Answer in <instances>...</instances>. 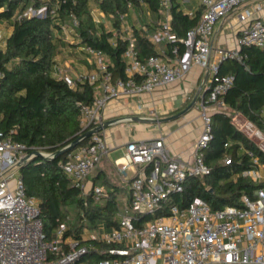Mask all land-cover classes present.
Wrapping results in <instances>:
<instances>
[{"label": "built area", "instance_id": "1", "mask_svg": "<svg viewBox=\"0 0 264 264\" xmlns=\"http://www.w3.org/2000/svg\"><path fill=\"white\" fill-rule=\"evenodd\" d=\"M159 1L161 20L157 30L149 34L157 56L141 60L133 30L126 29L125 34H120L121 39L128 41L123 54L126 78H115L107 55L89 46H80L79 51L92 70L72 71L56 61L53 76L73 89L83 84L94 87L93 103L80 104L82 135L105 122L104 110L112 99L152 94L157 88L184 79L196 66L208 70L211 75L208 93L201 95L196 103L203 128L193 146L191 158L185 160L172 155L165 137L128 142L125 154L114 161L122 177L133 172L129 180L130 199L120 206L117 227L107 230L100 224L96 230L85 229L78 239L65 236L68 230L66 221L59 225L51 239H47L39 203L27 197L20 175L25 158L33 151L41 150L16 142L0 131V264H82L81 260L91 250L93 241L113 246L107 250L108 258L101 259L98 264H264V165L242 173L243 177L263 186L251 196L243 195L240 207L212 210L201 198L181 207L171 200L174 195H181L189 178L211 173L204 160L205 149L213 138L210 110L212 107L219 110L229 108L223 97L235 81L232 74H219V67L227 60L244 64L247 59L244 48L264 50V19L256 16L264 9V0H199L203 13L197 26L182 40V54L176 44L179 38L172 27L174 0ZM246 1L250 4L245 5ZM57 10L58 7H54L50 14L55 17ZM130 11L135 12L134 7H130ZM47 12L46 8L31 9L28 14L44 17ZM233 12L243 24L237 37V48H214L212 37L216 24ZM91 13L96 26L106 22L113 25V16L105 15L96 3L94 8L91 7ZM187 15L194 18L193 11ZM146 16L151 19L148 10ZM73 18L62 25V33H56V36L67 41L72 35V44L79 47L76 30L79 22ZM120 19L123 29L127 17L121 15ZM141 30L148 32L145 25ZM168 45L172 47V55ZM166 57L169 58L166 60ZM137 109L141 114L148 109L150 117L155 114L153 107L145 103H139ZM246 123L263 136L264 142V133L248 120ZM238 128L264 151L244 128ZM108 153L106 133L101 130L85 144L67 153L59 167L73 186L84 193L92 191L99 200L105 196L104 188L93 186L89 190L87 179ZM254 163L258 164L257 159Z\"/></svg>", "mask_w": 264, "mask_h": 264}, {"label": "trees", "instance_id": "2", "mask_svg": "<svg viewBox=\"0 0 264 264\" xmlns=\"http://www.w3.org/2000/svg\"><path fill=\"white\" fill-rule=\"evenodd\" d=\"M93 1L105 15L113 16L114 30L94 24L91 0H0V25L12 28L11 34L4 39L5 47L0 49V131L14 141L56 153L81 135L80 104L93 103L94 87L83 84L73 89L53 76L56 57L67 46L56 33L61 34L62 25L71 22L73 17L79 22L76 29L79 46L104 52L115 78H126L123 54L128 41L120 37L123 24L120 16L128 17L130 7H134L140 22L146 10L151 14V23L147 16L144 23L141 22L148 32L134 30L139 58L147 60L158 55L149 34L157 30L161 18L159 0ZM54 7H58L55 17L50 14ZM44 8L48 11L44 17L28 14L31 9ZM202 13L203 8L190 18L179 3L173 1L172 27L179 38L176 44L180 54L184 51L182 40L197 26ZM167 47L172 55V47ZM243 52L247 54L244 64L234 60L220 64L219 74L235 76L232 88L223 97L232 114L225 110L212 113L213 138L204 157L211 173L186 181L181 195L171 199L181 207L188 206L195 198L203 199L212 210L240 207L243 195L251 196L263 186L242 176L244 171L264 165V151L233 123V114H241L264 133V50L248 47ZM66 157L67 154L54 160L35 157L20 168L27 197L39 203L47 239L68 220L70 226L65 236L78 239L85 229L96 230L100 224L107 230L117 227L118 192L106 187L105 196L97 200L92 191L84 193L73 186L59 167V162ZM112 247L93 241L81 263L98 264L101 259L108 258L107 250Z\"/></svg>", "mask_w": 264, "mask_h": 264}, {"label": "crops", "instance_id": "3", "mask_svg": "<svg viewBox=\"0 0 264 264\" xmlns=\"http://www.w3.org/2000/svg\"><path fill=\"white\" fill-rule=\"evenodd\" d=\"M175 1L179 3L185 14H187L189 11H193L195 17L199 10H202L199 0ZM248 4H250V1L245 2V5ZM256 16L262 17L264 19V9ZM138 18V13L136 11H130L123 25L124 28L122 29V33L125 34L126 29L133 30V33L135 29H141L142 24H140L141 22ZM145 18L147 17L145 16ZM160 20L161 18L159 21ZM148 21L149 23L152 22V20L149 18ZM110 24L112 25V23ZM242 27L243 24L239 23L236 18V12H233L227 19L220 20L215 26V31L212 37L213 47L237 48V37ZM0 30H5L3 41L0 42V49H3L5 47L4 39L11 34L12 28H7L4 24H2L0 25ZM108 30H114L113 25ZM71 43L73 42H70V44ZM77 43L79 44L78 38ZM74 49L75 53H77L81 47L77 46ZM65 50L73 52L72 48L65 46L61 49L60 54ZM60 54L56 57V61L58 65L63 66V62L60 59ZM170 56L171 55L169 54V57ZM168 58L166 57L165 59L167 60ZM70 62V65L78 67V64L75 60ZM84 64L90 70L93 69V67L90 66L86 61ZM66 66L70 68V66ZM207 75L208 80L205 82ZM210 78L211 75L208 70L196 66L191 69L184 79L167 87L157 88L152 94L112 99L108 102L104 110L105 121L136 115L150 117L151 114L148 109H146L142 114L138 111L137 105L139 103H145L150 105V107H153L155 114L152 117L166 118L174 115L185 109L191 103L203 83L204 85L200 96L205 90H207V84ZM216 110L219 109L212 107L210 111L213 113ZM238 115L241 116L245 121L247 120L241 114ZM202 128V118L200 111L196 106L185 116L163 124L152 125L139 122H125L110 126L105 130L109 153L103 159L98 168L88 177V189L90 190L93 186H101L105 191L106 187H108L111 190L118 192V199L122 193L126 192V194H128L126 200L127 202L128 198H130L129 180L133 176V172L129 171L126 178L122 177L118 174L114 166V161L125 154L126 145L128 142L141 139H156L165 137L166 145L171 151L172 155L181 156L183 159L188 160L192 156L193 146L200 136ZM111 153H120L121 155L112 161L110 158ZM104 182L107 184L102 186Z\"/></svg>", "mask_w": 264, "mask_h": 264}, {"label": "water", "instance_id": "4", "mask_svg": "<svg viewBox=\"0 0 264 264\" xmlns=\"http://www.w3.org/2000/svg\"><path fill=\"white\" fill-rule=\"evenodd\" d=\"M207 80H208V75L205 78V82ZM203 85H204V83L200 86L199 90L197 91V93L194 96L191 103L185 109L179 111L178 113H176L174 115H171V116L166 117V118H156V117H146V116L136 115V116L120 117V118L112 119L109 121H105L102 125H99L96 128H94L90 131H87L86 133L80 135L75 141L64 146L62 149H60L56 153H46L43 151H33L32 153H30L25 158V163L31 161L35 157H42L44 159L54 160V159H56V158H58L64 154H67V153L73 151L75 148H77L79 145H81L83 142H85L88 138H90L94 133H97L101 130H106L110 126L115 125V124L125 123V122H128V123L139 122V123H145V124L158 125V124H163V123H167V122L177 120V119L185 116L187 113H189L190 111H192L195 108L196 103L198 101V98L202 92ZM207 93H208V90H205L202 93V95H207ZM23 165L24 164H22L21 166H23Z\"/></svg>", "mask_w": 264, "mask_h": 264}, {"label": "rangeland", "instance_id": "5", "mask_svg": "<svg viewBox=\"0 0 264 264\" xmlns=\"http://www.w3.org/2000/svg\"><path fill=\"white\" fill-rule=\"evenodd\" d=\"M94 3L95 2L93 0H91V4H92L91 7L92 8H94ZM142 20L143 21H141V22L144 23V21L146 20L145 16H142ZM105 24L104 25H105L106 29H110L112 27L110 22H106ZM4 32H5V30L4 31L0 30V36H1L0 37V42L3 41V37L5 35ZM66 40H67L66 44H67L68 48H72L73 52H69V51L65 50V51H63V53L60 54V59L63 62L62 63L63 67H67L66 65H68V66H70L72 71H89L90 69L84 64V62H85L84 54H82L81 51H78L77 53H75V51H74L75 49L74 48L77 47V45H72V43L70 44V42L74 41V37L72 35H69L68 39H66ZM69 50H71V49H69ZM74 60L77 62L78 67L74 66V65H70V63H71L70 61H74ZM223 110H225L227 112H230L229 108H224ZM235 119H236V123H237L236 126L243 128L245 121L237 113L233 114V120H235ZM120 155H121L120 153H111L110 158H111L112 161H114ZM127 197H128V194H126V192L121 194V196L119 198L121 207H123L125 205ZM71 216H73V213H71ZM67 222H68V227H69L70 226V220H68ZM53 235L51 236V238L53 237Z\"/></svg>", "mask_w": 264, "mask_h": 264}, {"label": "bare ground", "instance_id": "6", "mask_svg": "<svg viewBox=\"0 0 264 264\" xmlns=\"http://www.w3.org/2000/svg\"><path fill=\"white\" fill-rule=\"evenodd\" d=\"M246 122L244 123V130L245 132L250 135L257 143H259L260 145H262L263 149H264V142H263V136L256 132L250 125L246 126Z\"/></svg>", "mask_w": 264, "mask_h": 264}]
</instances>
